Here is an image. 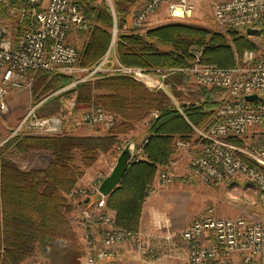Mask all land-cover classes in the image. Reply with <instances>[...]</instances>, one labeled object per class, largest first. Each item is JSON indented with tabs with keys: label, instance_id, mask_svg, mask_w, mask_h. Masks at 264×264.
I'll list each match as a JSON object with an SVG mask.
<instances>
[{
	"label": "built area",
	"instance_id": "obj_1",
	"mask_svg": "<svg viewBox=\"0 0 264 264\" xmlns=\"http://www.w3.org/2000/svg\"><path fill=\"white\" fill-rule=\"evenodd\" d=\"M107 2L113 10V0ZM164 2H167L168 16L172 18L183 19L193 13L192 0H150L145 10L133 20V27L143 25L149 14ZM0 4H4L10 19L16 20L19 30L18 34H13L8 20L0 16L2 111L8 109L7 96L12 87L31 88L32 80L24 78L39 71L70 75L74 77L73 85L104 75H125L151 89L167 93L173 100L176 99L170 79L176 74H181L185 86L224 90L226 97L217 109L216 123L207 130L194 127L196 136L202 141V151L191 157L189 173L191 178L206 183L246 180L254 187L256 206H260L263 214L259 218L224 217L218 216L211 207L185 229L177 234L168 232L163 239L170 244V250L174 249L177 237L188 244L187 255L179 264H264V138H249L250 129L264 125V52L246 50L240 64L233 67L205 64L201 61V53L195 52L190 65L147 69L122 63L108 50L97 65L80 67L79 52L69 38L74 31L88 32L92 23L79 0H0ZM177 6L182 8V15L175 14ZM213 14L220 28L244 32L249 27L264 26V0H222L215 3ZM78 74L81 76L77 77ZM253 94L259 97L245 98ZM67 103L69 106L60 113L48 116H39L36 107H32L14 134L62 135L91 125L109 130L117 123V115L100 105L77 111L74 99ZM151 116L158 117L159 111L154 110ZM235 139H241L243 144L238 145L233 141ZM146 142L145 137L136 146L133 162L145 157L143 147ZM191 144L188 139L176 140L179 150H188ZM106 176L104 172H98L87 188L75 187L70 193L77 195L81 203L89 202L80 208L84 264H101L116 259L123 244H129L141 256L148 255L154 248L152 241L146 239L140 230H126L117 225L115 213L107 205V195L99 191ZM174 178L172 171L164 169L155 182L169 184ZM155 190L156 187L150 185L147 198ZM93 199L94 203H91ZM168 225L167 222L158 224L159 229Z\"/></svg>",
	"mask_w": 264,
	"mask_h": 264
},
{
	"label": "trees",
	"instance_id": "obj_2",
	"mask_svg": "<svg viewBox=\"0 0 264 264\" xmlns=\"http://www.w3.org/2000/svg\"><path fill=\"white\" fill-rule=\"evenodd\" d=\"M140 1L113 0L116 20L108 4L79 0L92 23L79 53L80 67L100 63L110 48L114 25L118 28L116 55L128 65L147 69L184 67L194 61V54L190 51L192 45L205 46L204 62L220 67L240 64L241 61L232 63L230 45L224 42L227 37L223 32L208 35L197 26L176 21L145 32L129 27L133 9ZM0 16L10 19L4 4H0ZM126 26L128 31H124ZM231 32L232 40H236L240 49H253L244 32L233 29L229 30ZM41 72L44 73L40 77L43 92L64 88L73 81V77L67 74L37 73ZM175 77L182 76L176 74ZM36 87L33 95L38 99L40 94ZM211 89L205 87L201 103L184 105L182 113L172 106L165 94L151 92L130 78L113 75L88 79L78 82L70 92H76L77 103L100 105L119 114L122 121L120 126H116L117 131L112 130L106 135L18 136L7 146H0V264H22L35 255L44 259L43 264H78L85 250L79 246L67 217L72 207L66 194L72 192L101 153L122 144L118 133L126 134L135 124L147 119V142L143 147L145 157L131 163L119 186L107 196L108 206L117 214V225L138 231L148 188L158 167L169 164L176 149V140L194 134V127L207 130L216 123L217 109L224 100L218 105L211 96ZM96 90H107L108 93L95 94ZM39 108H36L37 113L43 116ZM154 110L159 111L158 117L151 116ZM123 147L119 146L120 151ZM29 151L49 152L52 159L45 169L40 170H24L11 159L13 153Z\"/></svg>",
	"mask_w": 264,
	"mask_h": 264
},
{
	"label": "rangeland",
	"instance_id": "obj_3",
	"mask_svg": "<svg viewBox=\"0 0 264 264\" xmlns=\"http://www.w3.org/2000/svg\"><path fill=\"white\" fill-rule=\"evenodd\" d=\"M219 1H222V0H192V3L194 4L193 13L190 17L183 18V19H176V18H172L168 16V4L167 2H164L155 11L151 12L149 16L159 15L161 14V10H165V13L167 16L165 17L164 20H162V22L158 23L157 26L176 21V22H180V23L190 25V26H197L204 30V31L202 30L204 34H208V35L211 33L213 35L216 33L221 34V32H223V35L225 34L227 39L225 41L223 39L222 40L226 44L230 45L229 51H230L231 57L233 58L232 63H235V62L237 63L238 61H241L243 53L244 51H246V47H241L240 49L238 47L236 40L234 39L232 40L231 36L233 37V34L232 32L229 33V30H232L231 28L222 29L217 25L213 13H214V5L215 3ZM149 2L150 0H141L140 3L134 7L133 13H132L133 19H136L145 10ZM96 3L100 5L101 4L105 5V3L108 4L107 0H96ZM110 11L114 15V18H116L117 20L116 10L114 9L112 10V8L110 7ZM7 23L9 24V28L13 34L19 33L18 25L15 19H8ZM157 26H154V27H157ZM124 31H128V30L125 29ZM139 31L140 30H138V32ZM205 31H210V32H205ZM235 31L240 32L239 30H235ZM111 33H112V36H111V43H110V48H109L110 55L117 56L116 55V42H117V36H118V28L116 25H114V27L112 28ZM244 33L246 34V29L244 30ZM246 35L248 36L247 37L248 40L254 46L253 49L247 48V50L264 52V31L256 36H249L248 34ZM217 38H220V37H217ZM75 47L77 48V46ZM77 50L80 53L81 49L77 48ZM190 51L193 54H195V52H200L201 61L203 63L214 64V63L203 61V56L205 55L204 53L205 46L192 45L190 47ZM37 74L38 73L28 74L24 78V80H28V81L32 80L31 88L15 89V87H12L10 94L7 96V103H8L7 111H2L0 109V146H7V144H9L10 141H12L14 138L18 136L20 137H24V136H42V137L62 136V135L38 134L35 132H26L24 134H14L16 127L19 125L21 120L24 118V116L27 114V112L32 107L37 108L39 106L40 108L38 109V111L43 116L58 114L63 110L64 107L69 106L68 103L66 102L67 99L71 100L73 95H75L73 94V92H70V90H64L62 88H58L54 90H47L43 92L44 85L42 84V80L40 79V77L44 73L42 74L41 72L38 75ZM174 79L176 82L180 83V86H181L180 90L172 91V93L176 95L177 99L173 100L167 93L162 91L163 94H165L169 98L173 107H176L179 111H182L183 113L184 105H191L190 103H195L196 105H198L201 103L200 101L204 99V95L202 92L203 89L205 88L204 86H199V85L185 86L182 83V77L181 78L175 77ZM64 82H66V80H64ZM76 84L73 85V82H72L67 85L69 86V88H74ZM35 86H38L36 87V89L38 90V93L40 94L39 96L40 98L38 99L33 95ZM206 88L208 89L212 88L211 96L213 97L214 101L217 102L218 105L221 102V100L226 97L225 91L222 89H219L216 87H206ZM177 92H179L178 95H177ZM75 103H76L75 105H76L77 111H79L80 109L87 108L84 104L77 103L76 101ZM117 118L118 119H117V123L115 127L122 121L121 117L117 116ZM147 124L148 122L146 119L143 122L135 124L134 128L128 133L126 134L118 133L119 139L122 142V144H118L109 152L101 153L100 156H102L105 153L120 154L119 146L123 147V145L129 142V140H131L132 138L137 137L139 143L143 141V139L145 138L147 134V129H146ZM86 127L91 130L89 132H92L93 135H106L112 130L117 131V127L116 129L114 127L109 130L103 129L100 125H96V126L91 125V126H86ZM80 128H83V127H80ZM68 134L76 135L74 131ZM257 136H259L260 138H257ZM249 138L252 140H255L256 138L257 140L264 138V125H258L250 129ZM184 139H188L189 141L192 142L191 147L193 145L194 146L197 145L198 146L197 149H199L198 153H201L202 141L198 139L195 132L194 134H191L188 137L186 136V138ZM235 140L233 141L237 142L238 145L243 144L241 139H235ZM188 150H181V151H188ZM10 151H12V149ZM176 153L177 151L175 149L174 154ZM243 158L245 159V157ZM11 159L16 161L24 170H31V169L40 170V169H45L47 167V165L52 159V156L49 152H45V151H29V152L20 153V154L13 153V155L11 154ZM169 165H170V162L167 166ZM167 166L160 165L157 171L158 174L160 171L164 169L167 170L166 168ZM189 172L190 171L185 172L182 175V177L174 178V181H173L175 182L174 184L178 182L181 185L176 186L178 188L176 192H173V190L176 187H174L173 189L169 188L167 190V191H170L171 194L173 195L172 197L171 195H167V198L164 197L167 202L162 203L163 199L162 201L159 200L158 202L159 207L166 210L167 213L175 220L177 224L184 225V226L188 224L190 225L193 221L204 216L206 212L208 211V208H211V207L215 209V212L218 216H224V217L243 216V217H248V218L249 217L259 218L263 214L262 210L256 211V208H255L256 200H257L256 191L254 187L252 186V184L248 183L246 180L234 179L229 183H220V184L206 183L202 180H199L196 177L192 176L191 178V175ZM176 178H178L179 180L176 181ZM95 179H96V176L93 178H88L86 181H82L80 179L76 183L74 188L79 187V186H83L87 188L90 185V183L94 181ZM181 179L186 183H191V185L183 183ZM172 183H169V185L170 184L174 185ZM153 185L154 187H156V190L158 192V190H160L161 185H168V184H162L158 182L155 185L153 182ZM156 190L154 192H156ZM168 194L170 193L168 192ZM76 196L66 194V199L71 204V207H72V209L67 213V217L70 221V224L73 230L75 231L78 244L83 250L84 249V237H83L84 229L80 221V208L83 207L84 205L89 204V202L81 203L80 199ZM171 199L175 201L174 205H173V202H171L172 201ZM94 200L95 199L91 200V203H94ZM1 206L2 204H1V197H0V219H1V214H2ZM110 209L114 211L113 213H115V219H116L117 214L115 210H113L112 208ZM142 214H143V211H142ZM140 225H141V222H140ZM43 262H44V259L40 255H35L27 259L26 261H24L22 264H43ZM78 264H84V255L80 256ZM115 264H124V263H115ZM126 264H136V263L130 262Z\"/></svg>",
	"mask_w": 264,
	"mask_h": 264
},
{
	"label": "crops",
	"instance_id": "obj_4",
	"mask_svg": "<svg viewBox=\"0 0 264 264\" xmlns=\"http://www.w3.org/2000/svg\"><path fill=\"white\" fill-rule=\"evenodd\" d=\"M166 16L167 15L165 13V10H161V14L150 15L149 18L144 22V24L141 25L140 27L136 28V29H137V31L140 30L139 32L146 31L147 29H149L151 27L157 26L158 23L162 22V20H164ZM133 20L134 19L132 18V20L130 22L129 27H131V28H133ZM125 29L129 30V28L127 26L124 28V30ZM89 32H90V30L87 33L86 32H80V31H74L73 33H71L69 40L73 45L77 46V48L82 49L83 46L85 45V42L87 40V35L89 34ZM76 76L80 77L81 74H78ZM104 76H113V75H104ZM117 76L130 78L151 92H162V91H157V90L151 89V88L147 87L146 85H144L143 83L133 79L132 77L125 76V75H117ZM174 78L175 77L173 76L170 79L171 85H172V91L173 90L178 91V90H180L179 89L180 83L176 82ZM73 80H74V77H73ZM65 87L68 88L66 90L71 89V88H69L68 85H66ZM64 88H62V89H64ZM106 93H108L107 90H96L95 91V94H106ZM73 94H75V95H73L72 99H74L76 101V92H73ZM173 96L175 99H177L175 94H173ZM68 101L69 100L67 99L66 102H68ZM81 104H84L86 107L90 106L89 103H81ZM116 115L120 117L119 114H116ZM89 131H91V130L87 127L77 128L74 130L76 135H93V133L89 132ZM129 141H135L136 146L139 144L137 137L132 138ZM197 147H198L197 145H195V146L193 145L191 147V149L188 151H181V150L177 149V147H175L177 153L172 156V158L170 159V165L167 166L166 168L169 169L170 171H172L174 173L175 177H182V175L185 172L190 171L189 161H190L191 157L193 155L199 154L198 153L199 149H197ZM110 154L111 153H105L102 156H100L98 161L86 170V173L81 178V180L86 181L88 178H93L96 176V174L98 172H105V175H108L111 172V170H112V168H113V166L117 160V157H118L117 155H119V154H111L112 155L111 156ZM157 175H158V172H156V175H155V178L153 181L154 184H155V181L157 180ZM177 180H179V179L176 178V181ZM181 181L183 183H186L182 179H181ZM174 183L175 182H173L172 184H174ZM186 184L191 185V183H186ZM170 185L169 184L168 185H161L160 190H158V192H157V190H156V192H153L148 198L145 199V202H144V209H143V214H142V218H141V225H140L139 230L144 234L146 239L152 241L151 243L154 246V248L152 249L151 253H149L148 255H145V256H141L129 244H123L120 247L119 255L116 257V259L109 260L106 262H102L101 264H115V263L126 264V263H130V262L136 263V264H179L186 257L187 252H188V244L186 242L182 241L179 237H177L176 241H175L176 245H175L174 249L170 250L171 249L170 244L167 243L165 241V239H163L164 234H166L168 232L177 234L179 231L185 229L189 225L188 224V225L184 226V225L177 224L175 222V220L167 213V211L162 209L158 205L159 200L162 201V199H163L162 203L167 202L164 198V197L167 198V195H171V197L173 196L170 191H167L169 188L173 189L174 187L180 186L181 184L177 182L174 185H171V186ZM177 190H178V188L176 187L173 190V192H176ZM168 192L170 194H168ZM171 202H173V205H174L175 201L172 200ZM255 208H256V211H261V208L259 205H257ZM165 222H167V224H169L168 227L159 229L158 224L162 223L163 225H165ZM209 239H211V236L209 237Z\"/></svg>",
	"mask_w": 264,
	"mask_h": 264
},
{
	"label": "water",
	"instance_id": "obj_5",
	"mask_svg": "<svg viewBox=\"0 0 264 264\" xmlns=\"http://www.w3.org/2000/svg\"><path fill=\"white\" fill-rule=\"evenodd\" d=\"M263 30V27H249L246 29V34L249 36H256L259 35ZM259 96L256 94L248 95L245 98L247 100H253L258 98ZM136 149V142L135 141H129L127 142L122 150L120 151V154L117 157V160L111 170V172L102 180L99 191L104 195H109L111 192H113L117 186H119V183L125 176L129 166L133 162L132 159L135 154Z\"/></svg>",
	"mask_w": 264,
	"mask_h": 264
},
{
	"label": "bare ground",
	"instance_id": "obj_6",
	"mask_svg": "<svg viewBox=\"0 0 264 264\" xmlns=\"http://www.w3.org/2000/svg\"><path fill=\"white\" fill-rule=\"evenodd\" d=\"M175 14L176 15H182L183 14V10L180 6H177L175 9Z\"/></svg>",
	"mask_w": 264,
	"mask_h": 264
}]
</instances>
